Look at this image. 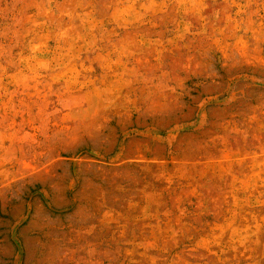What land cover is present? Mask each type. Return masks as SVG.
Wrapping results in <instances>:
<instances>
[{"label":"rangeland","instance_id":"obj_1","mask_svg":"<svg viewBox=\"0 0 264 264\" xmlns=\"http://www.w3.org/2000/svg\"><path fill=\"white\" fill-rule=\"evenodd\" d=\"M0 264H264V0H0Z\"/></svg>","mask_w":264,"mask_h":264}]
</instances>
